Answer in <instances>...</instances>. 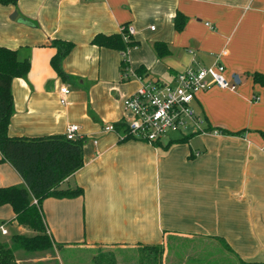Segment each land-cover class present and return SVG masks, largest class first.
<instances>
[{
    "label": "crops",
    "instance_id": "1",
    "mask_svg": "<svg viewBox=\"0 0 264 264\" xmlns=\"http://www.w3.org/2000/svg\"><path fill=\"white\" fill-rule=\"evenodd\" d=\"M122 26L133 28L134 47L92 44ZM55 40L73 44L64 80L50 65ZM0 46L29 60L28 74L11 82L8 135H64L76 124L83 137L84 165L61 184L81 194L40 205L55 247L144 251L182 238L221 244L224 262L264 263V85L253 80L264 77V0H15L0 3ZM217 57L236 89L196 95L199 131L152 144L119 139L130 118L123 101L142 82L170 85ZM61 87L69 89L65 104ZM108 124L115 132H102ZM7 186L26 187L0 162ZM0 225L23 228L9 205L0 207Z\"/></svg>",
    "mask_w": 264,
    "mask_h": 264
},
{
    "label": "trees",
    "instance_id": "2",
    "mask_svg": "<svg viewBox=\"0 0 264 264\" xmlns=\"http://www.w3.org/2000/svg\"><path fill=\"white\" fill-rule=\"evenodd\" d=\"M15 0H0L1 4H7ZM180 15L176 16L175 28L181 30L178 22ZM92 44L125 51L134 47L136 41L129 38L127 42L122 35L98 34L91 40ZM51 45L56 48V53L50 59V65L55 73L66 79L62 70L63 59L73 49L70 42L55 40ZM155 50L159 55L165 53L162 45L156 44ZM122 71L127 67L122 60ZM29 72V60L19 59L17 51L0 46V162H8L23 179L26 187L7 186L0 187V207L9 205L14 214L16 223L27 227L34 232L32 236L14 234L11 236L12 246L1 241L0 236V264H17L15 252L23 250L27 253H39L53 248V243L47 234L41 203L47 198H72L81 194L79 188H62L61 184L81 169L83 161V140H67L64 135H52L41 137H11L8 135L10 118L13 114V97L11 82L16 78H24ZM256 83L264 85V77L253 75ZM124 125H116L122 128ZM36 199L37 205L33 204ZM59 247V246H57ZM149 251H155L159 247H146ZM157 264V259L153 260ZM240 264H264L245 263Z\"/></svg>",
    "mask_w": 264,
    "mask_h": 264
},
{
    "label": "built area",
    "instance_id": "3",
    "mask_svg": "<svg viewBox=\"0 0 264 264\" xmlns=\"http://www.w3.org/2000/svg\"><path fill=\"white\" fill-rule=\"evenodd\" d=\"M120 34L127 42L133 36L134 30L131 26H122ZM219 57L210 66L188 67L178 73L170 85L142 82L123 101V109L130 114V118L119 139L132 138L152 144L171 135L199 131L201 119L193 106L196 95L210 87L229 91L236 89V84L225 77ZM123 62L126 63L124 58ZM121 77L123 80L130 78L127 67L121 72ZM136 78L141 81L140 77ZM59 93L60 103L65 104L69 89L61 87ZM79 132L80 127L71 124L67 126L64 136L71 141L83 140ZM102 132H115V127L108 124L103 127ZM213 134L219 133L214 131ZM33 204L37 205L36 199H33ZM7 234L6 227L0 225V236Z\"/></svg>",
    "mask_w": 264,
    "mask_h": 264
},
{
    "label": "rangeland",
    "instance_id": "4",
    "mask_svg": "<svg viewBox=\"0 0 264 264\" xmlns=\"http://www.w3.org/2000/svg\"><path fill=\"white\" fill-rule=\"evenodd\" d=\"M162 140H165V138ZM62 188L73 189L64 185ZM22 227L20 232L7 227L8 234L2 236L1 241L11 247L12 235H34L31 229ZM15 256L17 264H154V259H157V264H232L228 260L224 262L225 256L221 244L203 246L182 238L172 242L168 241L160 246L157 252L137 251L135 248L120 250L119 248H64L53 246L48 251L33 254L17 250Z\"/></svg>",
    "mask_w": 264,
    "mask_h": 264
},
{
    "label": "water",
    "instance_id": "5",
    "mask_svg": "<svg viewBox=\"0 0 264 264\" xmlns=\"http://www.w3.org/2000/svg\"><path fill=\"white\" fill-rule=\"evenodd\" d=\"M13 16H15V14Z\"/></svg>",
    "mask_w": 264,
    "mask_h": 264
}]
</instances>
